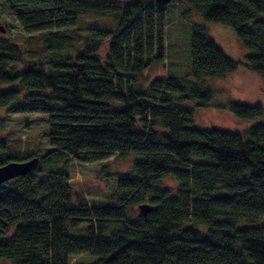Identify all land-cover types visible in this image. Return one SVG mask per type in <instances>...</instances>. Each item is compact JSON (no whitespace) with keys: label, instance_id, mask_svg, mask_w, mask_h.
<instances>
[{"label":"trees","instance_id":"obj_1","mask_svg":"<svg viewBox=\"0 0 264 264\" xmlns=\"http://www.w3.org/2000/svg\"><path fill=\"white\" fill-rule=\"evenodd\" d=\"M24 32L44 37V53L21 70L23 49L0 41V106L48 116L43 154H11L0 140V166L33 157L29 173L0 185V259L13 264H264V122L245 132L194 128L186 102L212 99L206 78L237 69L202 26L191 33L190 71L144 86L143 72L164 61L166 6L154 0H3ZM205 20L232 27L264 77V0H190ZM116 28H67L82 17ZM82 39L80 47L75 46ZM46 54L47 59H42ZM188 75V76H187ZM188 78V79H187ZM204 88V89H203ZM248 120L261 103H231ZM136 153L117 177L115 206H73L66 155L78 163ZM53 155V157H50ZM53 158V160H51ZM170 177L175 192L161 186ZM141 203L154 209L135 211Z\"/></svg>","mask_w":264,"mask_h":264},{"label":"rangeland","instance_id":"obj_2","mask_svg":"<svg viewBox=\"0 0 264 264\" xmlns=\"http://www.w3.org/2000/svg\"><path fill=\"white\" fill-rule=\"evenodd\" d=\"M164 27L165 52L162 63L151 65L141 76L144 86L156 79L170 76L183 77L190 71L191 31L194 26H202L224 53L238 63L237 69L223 77L206 78L205 84L212 91V99L203 101L201 97L186 102L193 108L192 126L207 130L219 127L233 132H245L264 117L257 120L242 119L229 111L231 103L256 104L264 106V77L248 68V57L252 54L238 39L233 28L221 23L207 21L195 10L190 0H171L166 4ZM258 18L264 20V14ZM114 20L107 17H82L78 25L67 28L77 36H86L92 27L116 28ZM0 41H13L23 49L21 61L10 64L7 71L24 69L31 61L38 62L44 53V37L38 34H27L3 0H0ZM80 47L82 39L75 41ZM47 59L46 54L42 61ZM188 76V75H187ZM188 79V78H187ZM9 87L19 88L18 83L0 85V92ZM204 89V88H203ZM48 116L41 113L11 114L6 107L0 106V140L5 151L24 156L32 153L41 155L50 148ZM37 157V156H36ZM50 157H53L51 155ZM139 158L136 153H128L117 157V154L103 162L78 163L71 157L63 155L58 165L63 166L69 174V188L73 193V206L85 204L91 206H115L117 201L112 197L117 187V177L132 172L134 161ZM53 160V158H51ZM171 188L175 192L176 182L165 177L161 186ZM138 213V207L135 208ZM260 224H264L260 222ZM96 257L82 255L73 258L71 264H90ZM0 264H13L11 260L0 259Z\"/></svg>","mask_w":264,"mask_h":264},{"label":"water","instance_id":"obj_3","mask_svg":"<svg viewBox=\"0 0 264 264\" xmlns=\"http://www.w3.org/2000/svg\"><path fill=\"white\" fill-rule=\"evenodd\" d=\"M157 4L166 5L171 2V0H154ZM0 31L4 32V29L0 26ZM38 163V158L33 157L31 159L15 162L11 161L5 165L0 166V185L8 182L16 177L23 176L29 173L35 168ZM154 207L150 203H141L138 206V211L142 216H146L148 213L152 212Z\"/></svg>","mask_w":264,"mask_h":264}]
</instances>
